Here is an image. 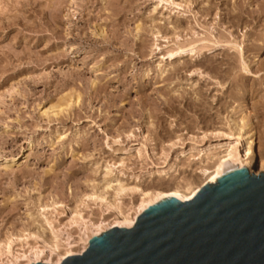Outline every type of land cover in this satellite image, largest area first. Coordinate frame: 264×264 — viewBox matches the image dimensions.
<instances>
[{
    "label": "rangeland",
    "instance_id": "obj_1",
    "mask_svg": "<svg viewBox=\"0 0 264 264\" xmlns=\"http://www.w3.org/2000/svg\"><path fill=\"white\" fill-rule=\"evenodd\" d=\"M245 116L258 175L264 0H0V264H26L30 234L49 243L42 218L61 243L82 232L74 209L113 219L87 197L106 184L112 200L116 177L149 191L198 182L211 161L176 153L227 143ZM137 202L117 200L124 212Z\"/></svg>",
    "mask_w": 264,
    "mask_h": 264
},
{
    "label": "water",
    "instance_id": "obj_2",
    "mask_svg": "<svg viewBox=\"0 0 264 264\" xmlns=\"http://www.w3.org/2000/svg\"><path fill=\"white\" fill-rule=\"evenodd\" d=\"M62 264H264V172L228 161L194 200L159 203Z\"/></svg>",
    "mask_w": 264,
    "mask_h": 264
},
{
    "label": "bare ground",
    "instance_id": "obj_3",
    "mask_svg": "<svg viewBox=\"0 0 264 264\" xmlns=\"http://www.w3.org/2000/svg\"><path fill=\"white\" fill-rule=\"evenodd\" d=\"M175 54L181 55L182 51L178 50L177 52L169 54V57ZM241 122L242 127L241 129H239L238 134L225 135L227 138L225 140L228 141L227 143L225 142V144H204L202 146H199V148L191 147L188 150L182 149L180 152L176 153L177 155L175 157V161L179 163L181 159H184L185 155L187 154H189V158H192L193 161L202 162L204 159L211 161V164L209 163L210 165H203L204 167L198 169L197 174L200 177V180L198 182L191 183L187 182L186 180L184 182L185 184L181 183L182 186H180L179 184L180 187L176 186L166 190L149 191L143 190L142 188L140 189L138 187H127L123 184L122 180L116 177L112 180V182L114 183V187L112 188L113 193L110 196V199L112 200H108L107 198V190L110 188L109 185L105 184V186H103L102 188L93 187L91 194L87 198L98 201L100 205L104 207L106 217H113V219H110L108 222H106L105 220V222L102 221L97 224H91V222H85V219L82 217L79 210L74 209L72 214L74 220L73 222H75V224H80L79 227H82V229H80L82 230V232L80 231L81 234L79 238L76 242H74L75 244H77L79 249H77V251H73V245L75 244L69 242V237L67 239H63V243H61V240H59L57 233L51 229L49 224L50 221H48L46 218H42L43 223L48 226L49 243L45 242L42 239V237L44 236H42L41 232L30 234L37 243L36 246L31 247L30 249L28 248V256L27 254L21 256L22 261L24 258L23 262H26V264H62L63 261H65L69 257L83 254L88 248V241H90L92 238L98 237L99 235L104 234L114 228H133L137 220L146 211H148V209L155 205H158L159 203L176 198L179 199L181 203L194 200L208 183L216 184L217 179L222 176L223 171L227 167L228 161H230L233 166L237 165V168L241 169L242 167H247L248 169H251L257 159L255 151L256 140L254 139L253 131L248 124L247 116L243 117L241 119ZM243 129L247 130L246 139H244V135L241 136V132L243 131ZM216 134L217 133H215V135ZM136 155L138 158L141 157L139 150L137 151ZM258 159V166L261 168L260 172L262 173L264 172V155H259ZM173 166L169 169V171H172V173L176 171L175 169H173ZM163 169L166 168L164 167ZM163 169L154 173H150L149 179H159L169 174L165 173V170ZM100 171L103 177H108L111 173H113V168L112 166L105 164L101 166ZM125 193L136 194L138 196L137 204L133 206L128 212L120 210L117 203L118 198ZM6 242L7 244L5 243L4 245H2V248L6 249L5 252L9 255L11 254L10 243H8V241ZM60 247L64 248V250L61 249L63 253L58 254V248ZM19 258L20 256L14 259L16 264H18L17 261L19 260ZM10 263H12V261Z\"/></svg>",
    "mask_w": 264,
    "mask_h": 264
}]
</instances>
